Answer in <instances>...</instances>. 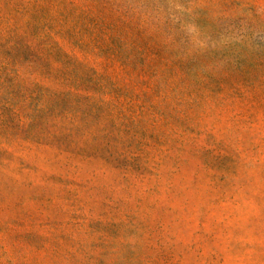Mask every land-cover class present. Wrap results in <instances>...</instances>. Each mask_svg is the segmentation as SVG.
<instances>
[{"label": "rangeland", "instance_id": "rangeland-1", "mask_svg": "<svg viewBox=\"0 0 264 264\" xmlns=\"http://www.w3.org/2000/svg\"><path fill=\"white\" fill-rule=\"evenodd\" d=\"M0 264H264V0H0Z\"/></svg>", "mask_w": 264, "mask_h": 264}]
</instances>
